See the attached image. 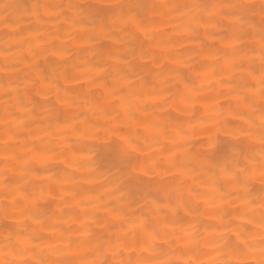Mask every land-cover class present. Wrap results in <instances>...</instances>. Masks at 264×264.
Listing matches in <instances>:
<instances>
[{
  "label": "bare ground",
  "instance_id": "1",
  "mask_svg": "<svg viewBox=\"0 0 264 264\" xmlns=\"http://www.w3.org/2000/svg\"><path fill=\"white\" fill-rule=\"evenodd\" d=\"M0 264H264V0H0Z\"/></svg>",
  "mask_w": 264,
  "mask_h": 264
},
{
  "label": "snow or ice",
  "instance_id": "2",
  "mask_svg": "<svg viewBox=\"0 0 264 264\" xmlns=\"http://www.w3.org/2000/svg\"><path fill=\"white\" fill-rule=\"evenodd\" d=\"M96 9V15L102 16L103 13L106 11L105 6L103 4H97L93 6Z\"/></svg>",
  "mask_w": 264,
  "mask_h": 264
}]
</instances>
